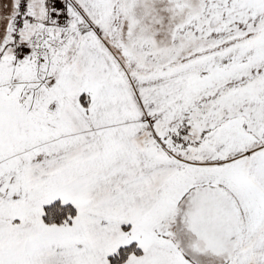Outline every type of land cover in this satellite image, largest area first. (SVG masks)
Wrapping results in <instances>:
<instances>
[{"label": "snow or ice", "instance_id": "1", "mask_svg": "<svg viewBox=\"0 0 264 264\" xmlns=\"http://www.w3.org/2000/svg\"><path fill=\"white\" fill-rule=\"evenodd\" d=\"M0 264H264V0H0Z\"/></svg>", "mask_w": 264, "mask_h": 264}]
</instances>
